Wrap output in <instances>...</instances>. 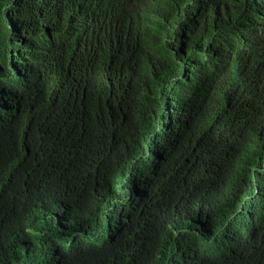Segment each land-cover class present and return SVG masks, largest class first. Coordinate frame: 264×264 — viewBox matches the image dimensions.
<instances>
[{
	"label": "trees",
	"instance_id": "obj_1",
	"mask_svg": "<svg viewBox=\"0 0 264 264\" xmlns=\"http://www.w3.org/2000/svg\"><path fill=\"white\" fill-rule=\"evenodd\" d=\"M263 198L264 0H0V264H264Z\"/></svg>",
	"mask_w": 264,
	"mask_h": 264
},
{
	"label": "clouds",
	"instance_id": "obj_2",
	"mask_svg": "<svg viewBox=\"0 0 264 264\" xmlns=\"http://www.w3.org/2000/svg\"><path fill=\"white\" fill-rule=\"evenodd\" d=\"M162 37L163 34L158 37V40H156L158 44L163 42ZM185 74H186V70L184 69L181 76L183 77ZM182 133L184 134L185 130H183ZM164 172L165 170L161 167L157 168L154 171L155 180L153 182L150 191V196L152 198V201L150 203L151 208L152 205L155 203V201H157L159 198L158 184ZM256 194H257V190H255L254 192V195ZM263 201L264 198L257 206V208L254 209L247 216L237 217V214L243 210L242 205L245 204L246 202V200L241 199L240 201H238L236 205L237 207L236 209H234L233 212H230L229 215L222 217V220H219L220 225L222 224L223 227L231 226L233 230L238 227L249 226L254 221V218L258 215V208L260 207ZM150 210L148 211L149 214H150ZM161 213L158 215L157 219L161 217ZM157 219L152 224V234H154L158 228ZM26 229H30V228H26ZM87 230H88V222L86 217L82 225L80 226L74 225V232L69 242L63 247V249L60 252L56 251L58 256L65 257L66 254L75 253L77 249L82 248V246L80 245V241L87 235ZM157 236L158 235L156 236L152 235V244L150 246V252H149L150 264H175V262H182V264H192V260H194V264H198V263L202 264V260L204 258L209 257L206 254V252H203L204 250L197 251L189 246H186L183 243L180 246L170 248L167 252H164L161 244L157 240L158 239Z\"/></svg>",
	"mask_w": 264,
	"mask_h": 264
}]
</instances>
